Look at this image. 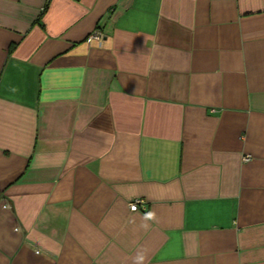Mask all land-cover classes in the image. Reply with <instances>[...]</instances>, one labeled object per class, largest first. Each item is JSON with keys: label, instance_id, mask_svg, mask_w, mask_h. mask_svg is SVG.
Instances as JSON below:
<instances>
[{"label": "crops", "instance_id": "crops-1", "mask_svg": "<svg viewBox=\"0 0 264 264\" xmlns=\"http://www.w3.org/2000/svg\"><path fill=\"white\" fill-rule=\"evenodd\" d=\"M138 254L264 264V0H0V264Z\"/></svg>", "mask_w": 264, "mask_h": 264}, {"label": "built area", "instance_id": "built-area-1", "mask_svg": "<svg viewBox=\"0 0 264 264\" xmlns=\"http://www.w3.org/2000/svg\"><path fill=\"white\" fill-rule=\"evenodd\" d=\"M100 36H101V33L98 29H96L93 33H91L87 38H86V41L87 43H90L92 40H100ZM142 203V201L140 199H135L133 200L130 205H129V209L131 211H136L140 208V204Z\"/></svg>", "mask_w": 264, "mask_h": 264}, {"label": "clouds", "instance_id": "clouds-1", "mask_svg": "<svg viewBox=\"0 0 264 264\" xmlns=\"http://www.w3.org/2000/svg\"><path fill=\"white\" fill-rule=\"evenodd\" d=\"M155 218V213L148 212L144 215L145 221H151ZM144 227H147V224L143 225ZM145 257L142 254H138L136 257L135 264H143Z\"/></svg>", "mask_w": 264, "mask_h": 264}]
</instances>
